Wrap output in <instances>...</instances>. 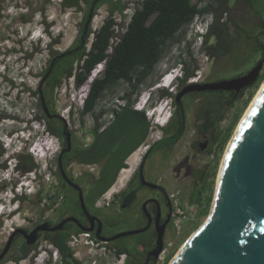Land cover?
<instances>
[{
    "label": "rangeland",
    "instance_id": "1",
    "mask_svg": "<svg viewBox=\"0 0 264 264\" xmlns=\"http://www.w3.org/2000/svg\"><path fill=\"white\" fill-rule=\"evenodd\" d=\"M62 1L63 0H0V136L3 137L4 134H9L8 136H10L13 133L16 135L20 132L27 134L30 132L35 136H40V139L47 140L45 141V145L49 148H53L51 150V159H40V162H36L34 159L35 166L32 171L36 172L38 179L34 181L33 188L28 187L25 191L23 189L26 193L22 195H25V197L23 199L19 198V201L16 202L18 203L19 211L11 215L15 210L14 206L5 210L10 216L6 220L1 219L0 250L5 245L8 236L17 227H30L31 224L35 222L39 213V207L36 204L39 196H35L34 193L39 187L37 181L44 178V181L42 180L43 182L39 187L42 192L40 194V202L42 205L49 202V193H51V185L45 177L49 175L52 179V176L56 173L55 167L57 164L54 158L60 149V139L56 134L48 132L46 128H44L46 119L40 108L39 96L34 91L39 86L41 91L45 92L46 96L43 100L44 104H47V110L50 108L52 111L50 112L51 120L57 123L60 129L65 125L79 145H86L92 141L93 128L96 125L102 127V125L110 119L113 114L112 103L117 98L121 97L125 91L129 90L131 86L130 83L126 81H120L111 86L99 97L93 112L85 114L82 113V108L84 99L88 93L82 100L84 89L75 87L73 77L64 78L60 86L50 92L49 86L44 79H42L43 73L52 58L51 52L47 49L50 40L56 39L57 41L52 44L54 53H63L72 46H77L79 44H83L86 49L88 48V45H85L83 41L80 43L78 40L84 5L75 9L73 6H64ZM128 1L131 2L124 6V11L128 9L131 11L137 6V1L139 2L140 0L102 1L100 5L96 7V12L89 28L90 32L98 29L101 22L109 13H113L119 18L122 3ZM192 1L197 2V0ZM229 3L230 0H203L199 2V6H209L211 11L205 13V15L216 16L220 14L221 11H225ZM245 5L246 6H243L242 12H246L248 15H246V18H241L243 19L241 24L245 29L253 25L250 31L252 34H256V30L261 29L257 28V26H264V0H253V2H246ZM221 17H224V15ZM235 20H238V23L241 21L239 17ZM42 21L45 25L48 23L47 27H42ZM224 27L227 30L230 41V50L228 53H221L214 49L208 50L205 48L204 44H202L198 51H196V47L188 50L187 43L184 44L183 41L179 43L178 49L181 50L184 61L188 63L195 61L196 70L194 76L199 74V76L202 77L207 76L210 79H215L231 76L233 74L245 73L258 61L264 51V29L260 36L251 37L245 34H243V36H236V32L232 29V25L228 23L225 24ZM184 31L185 30H183L180 35L181 39L186 38V32ZM41 35L43 37H41ZM89 37V40H91L92 34H90ZM194 40H196V37H194ZM214 42L215 38H210L207 45ZM175 44L176 41L167 44L162 51L161 58L166 55ZM196 45H199V43H196ZM35 47L39 50L34 51ZM257 47H259V51L256 50ZM26 50L28 53L32 52L31 56L28 57L24 55ZM203 50L206 51V53H202ZM209 51L211 53H209ZM211 56H214L215 59L213 65L211 64ZM161 65L162 62L157 63L153 73L141 82L137 90L131 95L132 106L137 101H140L141 96L144 94L151 97L150 102H148L145 108L146 110L154 109L152 117H155L156 122L153 123V119H151L149 122L151 128L148 130L149 135H152L151 138L153 139L161 132V130L156 127V123L163 125L168 118L169 111L173 109V97L161 96L160 89L165 88L172 94L175 93L180 86L179 81L173 89L171 88L172 75L161 80L166 73ZM190 66H192V64ZM220 70H224L223 73H219ZM263 82L264 66L260 71L258 79L252 85L245 88L241 97L236 99L230 106L226 104L222 105L220 110L221 116L216 126V139L211 145L210 152L202 153L193 149L190 147V140L187 138L176 143L169 149V169L166 173L168 188L170 192H177L179 203H189L188 196L192 188H195L196 184L191 181L190 178H184L183 180L181 177L177 178L171 171L172 167L183 162L184 165L190 166V170L192 171H194V169H205L204 171L208 172V167H204V165L210 163L212 166L210 175L205 177L206 188L202 190L201 193L202 201L198 206L194 205V210L196 211L195 215L185 222L182 230L178 234L175 230L170 232L167 255L157 264H169L183 243L206 219L212 205L216 180L225 150L240 120ZM159 83L162 86H160ZM226 96V94H208L204 95L203 98L207 102L212 101L215 103L218 100L225 99ZM195 98L196 97H192L190 100H187L188 110L192 111L198 108ZM137 119V115L131 114L128 117L122 116L117 119L116 126H129L130 124H134V126H137L135 129L139 130L142 128V124L139 123ZM38 126L40 127L38 128ZM137 130L135 132H137ZM189 132H192V130H189ZM136 136H138V134H133V138L130 137V135L127 137L125 135L123 138H128L129 141H124L123 144L127 145L133 143ZM100 137L99 135V139ZM23 140L24 139L19 138L14 147L18 149L20 146V153L32 154L27 148L29 144L24 146ZM113 147V149L117 147L121 149L122 144L118 141ZM7 150L5 142L0 140V163L4 162ZM142 150L143 148L133 154L136 159L139 158L138 156L141 154ZM42 153L44 155V151H42ZM132 157L130 159H132ZM4 164V166L2 165V167H0V175L3 172V168L7 166L6 163ZM66 167L70 169L69 172L71 175L77 176L79 179L82 174L92 175L97 172L96 166H87L79 161H73L67 164ZM17 171L19 175H26L24 179L29 177L27 172L21 169H17ZM20 181L21 178H18L16 182L12 180V184L15 185ZM7 183V181L0 182V190H5L7 187L2 188L1 186L7 185ZM207 200L208 204L205 206ZM48 207L49 205L46 204L44 211L48 210ZM47 214H49V211L46 212V215ZM10 228L14 230L8 233L7 231H10ZM22 242L23 239L21 237H14L9 251L5 257L0 260V264H43L44 257L48 255L44 250L49 247L43 239L38 246H29L26 248L28 253L27 256L18 261L15 260V257L21 253L20 248ZM78 249L79 254L75 257L79 260V264L120 263L113 257L112 253L106 250H104L105 254H100V251H102L101 249H94L95 251L93 250L92 252L98 253L88 256L83 246ZM94 259L96 262L93 261ZM49 261L51 262L50 264H59V262H53L51 259H49ZM45 264H47V262Z\"/></svg>",
    "mask_w": 264,
    "mask_h": 264
},
{
    "label": "flooded vegetation",
    "instance_id": "2",
    "mask_svg": "<svg viewBox=\"0 0 264 264\" xmlns=\"http://www.w3.org/2000/svg\"><path fill=\"white\" fill-rule=\"evenodd\" d=\"M102 1L106 2L108 0H78L77 6H73L77 9L84 5L79 34L82 32V40L85 45H88V51L92 47L94 37V31L90 32L89 28L95 15L96 7ZM242 1L230 0L224 12V17H221L216 22V16L211 15L212 23L216 27L225 21L229 25H232L236 36H243L245 34L246 36L258 37L263 33L264 26H257V28H261V31L256 30V34H252L250 28L253 25L245 29L241 24L243 21L241 18H246V15H248V13L242 12L243 6H246V2L243 3ZM129 2L131 1L122 3L120 16L123 17L125 9L123 6ZM89 14L91 18L86 24ZM238 17L241 20L240 23H238V20H235ZM110 20L112 21L111 26L114 28L113 34L116 35L112 39L116 37L118 39V35L121 34L117 29L119 19L113 13H109L101 22V25ZM233 21L236 23L234 26ZM90 34H92L91 40H89ZM112 50L113 47L110 44L106 51L111 53ZM202 53H206V51L203 50ZM263 56L264 51L258 60ZM211 60V64L213 65L215 61L214 56H211ZM100 72L101 70L97 71V77ZM231 77L226 76L210 79L207 76H199L196 81H190L188 78L184 83H180L178 90L172 93L173 109L171 110V114L168 115L164 123L165 125L159 123L156 125L161 132L155 139L151 138L152 135H149L148 130L151 126H149L150 121L147 117L146 122L148 123V127L145 132L143 125L139 130L135 128L130 130L128 134L130 137L133 134H138V136L133 140V143L123 144V147L129 148L140 140L136 144L135 150L138 151L141 148L143 150L138 156V161L131 173L110 194L107 193L108 188H105L107 184L106 180L100 175L104 162L99 168L98 174L95 176L82 174L79 179L77 176L70 174V169L66 165L73 161H79L81 156L80 152H83L90 143L79 145L72 133L64 125L58 131L60 136V149L54 158L57 166L55 167L56 173L54 177L56 183L54 184L53 193L50 195L49 202L41 205V188L35 190V196H39L36 203L39 207L38 216L30 227L22 228L30 232L38 225L43 223L47 225L44 226L45 228L37 231V237L31 244L26 243V238L22 233H16L15 238L19 236L23 239L21 247L23 245H26V248L29 246H38L43 239L49 246L44 251L51 256V260L53 262H59V264H64L58 244L66 241L67 246H69V238L74 234L78 235L80 240L89 239L96 241L100 245L99 247H103L104 250L112 253L113 257L120 262L119 264H157L160 260H163L168 252L169 234L172 230H175L173 226V211L174 203L178 201L177 192H170L168 188L166 175L169 169L168 151L173 145L187 138L190 140L189 145L193 149L202 153L210 152L211 145L216 139V110L213 107L214 103L212 101H205L203 96L208 94H226L228 96L232 95L231 93L234 91L195 90L185 93L179 103L176 100V94L188 83H205ZM238 93L235 92V95H238ZM192 97H196L195 101H197L198 108L191 111L187 109V100H190ZM114 102L112 103L113 114L110 118L114 115ZM110 121L109 119L107 122L110 123ZM107 122L102 125L101 129L105 128L106 124H108ZM136 130L137 132H135ZM189 130H192V132H189ZM67 131L70 132L71 140L69 150H65L67 146ZM124 141L129 140L128 138H124ZM146 144H148L147 147ZM200 145H203L204 148L200 149ZM129 155L121 161L125 166L128 165L127 158ZM205 166L208 167V172L204 171L205 169H194L192 171L190 170V166L184 165L183 162L172 167L171 171L177 178L181 177L182 180L184 178H190L191 181L195 182L196 186L194 189L192 188L188 196V202L191 205H199L197 198L201 197L202 190L206 188L205 177L210 175L212 165L208 163ZM0 167L2 166L0 165ZM111 175L107 177L110 179L113 176ZM88 180L91 182L89 186L85 183ZM192 199L194 201H191ZM46 204L49 207L48 210L44 211ZM47 211H49V214L46 215ZM127 231L136 232L116 236L121 232ZM84 233H87V237L83 236ZM101 237H104V239H101ZM158 245H160L159 251H157ZM20 254L22 255L23 253L21 252ZM69 260V257L65 259L68 262ZM93 261L96 262L95 259Z\"/></svg>",
    "mask_w": 264,
    "mask_h": 264
},
{
    "label": "trees",
    "instance_id": "3",
    "mask_svg": "<svg viewBox=\"0 0 264 264\" xmlns=\"http://www.w3.org/2000/svg\"><path fill=\"white\" fill-rule=\"evenodd\" d=\"M203 0H140L137 1V6L131 15L125 31L118 36V40L112 43V38L116 35L113 34L114 28L111 26L112 21H106L98 29L94 31V37L92 40V47L88 51L83 44L72 46L65 50L63 53H54L52 50V44L57 42L56 39H51L47 45V49L51 52L52 58L45 69L42 79L49 86L50 92L56 89L62 83L64 78L73 77L74 85L76 88H83L84 99L82 113L93 112L97 100L102 93L110 88L111 86L119 83L120 81H126L130 83L129 90L125 91L121 98L127 100V104L121 107L119 110H114L116 119L114 123L106 130L101 129L100 125H96L92 131V141L88 147L80 152L81 156L79 162L82 164H94L99 163L106 155L114 154L113 146L118 142L124 134L130 130V128H136L134 124L116 126L118 118L129 115H137L139 123L143 125L144 132L147 130L148 123L146 122L145 111L136 110L133 108L131 103V95L137 90L139 84L143 82L150 74L153 73L155 66L161 58L162 51L167 44L170 42H181V33L183 30L186 32L187 26L191 23L195 15L205 14L210 12L209 6L201 7L199 2ZM244 2H253V0H243ZM64 6H77L78 0H63ZM125 6V5H124ZM123 6V8H124ZM122 8V10H123ZM225 11H221L217 14L215 21L224 15ZM233 25L236 24L234 21ZM227 24L225 21L220 25L214 27L212 23L203 36V44L208 50H216L218 52H229L230 41L228 33L224 25ZM83 29V28H82ZM82 32L79 34L78 40L80 43ZM210 38H215V42L207 45ZM175 40V41H174ZM112 44L113 50L108 53L106 50L109 45ZM191 44L188 43L187 49L191 50ZM39 49H34L37 51ZM259 51V47L256 48ZM209 53H211L209 51ZM26 50L25 56H31ZM105 61V66L97 65ZM194 62V63H193ZM185 62L184 77L180 79V83H184L185 80L194 76L196 70L195 61ZM52 63V65H51ZM192 64V66H190ZM51 65V66H50ZM97 65V66H96ZM98 70L102 72L97 77L96 73ZM224 70H220L219 73H223ZM233 74L232 77L241 75ZM94 79V80H93ZM93 80V82H92ZM92 82V84H91ZM245 88L241 89L238 95H235V91L232 95H228L226 99L218 100L213 104L216 110V121L220 119V110L223 104L231 105L236 99L242 96ZM39 96L40 108L46 119L44 128L48 132H52L60 138L58 131L60 127L57 123H54L51 119L50 108L45 111L46 105H43L42 100L46 94L41 91L40 87L34 91ZM160 95L163 97H171L172 94L165 88L160 89ZM213 111V110H212ZM212 114V112H211ZM99 135L101 136L99 139ZM225 139V138H224ZM137 145L133 146L131 151L135 150ZM117 151V148H115ZM18 163L16 168L21 169L24 172H30L34 169L35 163L34 158L30 153H19ZM5 162L0 165L4 166ZM122 162L119 163L118 169L123 167ZM117 169V170H118ZM100 175L105 177V171L101 172ZM115 176V175H114ZM109 184V183H108ZM108 184L106 186H108ZM6 188V185L1 186ZM25 195L19 196L23 199ZM191 201H194L193 199ZM197 201L201 203V197L197 198ZM208 200L206 201V205ZM2 220L0 219V225ZM60 252L62 254L64 264H79V260L74 256L73 250L67 246L66 241L58 244ZM22 255L19 254L15 257L18 261L21 258L27 256L26 245L20 248ZM70 258L69 262L65 261L66 258ZM51 262L48 261L47 264Z\"/></svg>",
    "mask_w": 264,
    "mask_h": 264
},
{
    "label": "water",
    "instance_id": "4",
    "mask_svg": "<svg viewBox=\"0 0 264 264\" xmlns=\"http://www.w3.org/2000/svg\"><path fill=\"white\" fill-rule=\"evenodd\" d=\"M90 18L89 14L86 24ZM263 60L264 56L238 76L188 83L176 94V100L179 103L185 93L195 90H234L238 93L258 79ZM42 103L45 105L44 100ZM66 145L65 150H69V131L66 132ZM203 148L200 145V149ZM45 225H38L30 232L17 227L0 250V260L9 251L16 233H22L26 243L31 244L37 231ZM133 232L136 231L121 232L116 236ZM159 250L160 245L157 246ZM169 264H264V87L226 151L207 218L183 243Z\"/></svg>",
    "mask_w": 264,
    "mask_h": 264
},
{
    "label": "clouds",
    "instance_id": "5",
    "mask_svg": "<svg viewBox=\"0 0 264 264\" xmlns=\"http://www.w3.org/2000/svg\"><path fill=\"white\" fill-rule=\"evenodd\" d=\"M202 20H204V22L207 24L208 29L212 23V16L211 15H205L202 14L201 15ZM51 22V21H50ZM191 24V23H190ZM190 24L187 26V31H186V38H184L182 41L184 42V44L190 43L191 44V48L193 49L196 45L195 40H194V33L190 27ZM48 25V23H47ZM47 25H45V23L42 21V27L45 28L47 27ZM124 26V20L120 19L119 20V29L120 32L123 29ZM123 33V32H121ZM42 36V35H41ZM43 37V36H42ZM114 39H112V43H113ZM180 42H176L175 45H173L172 49L166 54L164 55L162 58H160L159 62H162V68L168 72V75H172V84H171V88L173 89L177 83L180 81V79H182L184 77V58L182 56L181 50L178 49V45ZM199 49H196V51H198ZM105 61H102L101 63L97 64V65H104ZM96 65V66H97ZM160 89V88H159ZM151 97L149 95H147V97L145 98L143 105H144V109L146 110V105L148 104V102H150ZM149 109V108H148ZM40 126H38L39 128ZM28 132V131H27ZM9 134H4V136H0V140L5 142V146L8 149L5 153V160L4 162L7 164V166L5 168H3V171L5 173H7V178H9V180H13V181H17L18 178H21V186L22 189H24V191L26 189L29 188H33L34 187V181L36 180L34 176L30 175L29 173L32 172H27L28 173V178L24 179L26 177V175L22 174L19 175L18 171H17V155L21 152V148L20 146L18 147V149H16V142H18V139L22 138L23 140V145H27L29 144V146L27 147L28 150L33 154H31L33 156V158L36 160V162H40V159H44V160H49L51 159V150L53 148H49L48 146L45 145V141L47 140H43L40 139V136H35L34 134H31L30 132H28L27 134L20 132L19 134L17 133L16 135H14V133L10 136H8ZM22 141V140H20ZM29 142V143H27ZM30 148H32V151L30 150ZM42 151H44V155L42 153ZM14 185V184H13ZM6 189L9 190L11 192V196H9V200L7 201L8 207H15V210L11 213V215H14L16 212H18V203H16L17 201H19V196L17 193H15L14 188L11 186H7L6 185ZM5 189V190H6ZM2 190V191H5ZM0 199L3 201H6V196H0ZM86 240H84L83 242V247L85 248L87 255H95L98 252H92V251H87V246H86ZM49 259H51V256L48 254L46 255V257H44L43 259V264H45L46 262L49 261Z\"/></svg>",
    "mask_w": 264,
    "mask_h": 264
},
{
    "label": "built area",
    "instance_id": "6",
    "mask_svg": "<svg viewBox=\"0 0 264 264\" xmlns=\"http://www.w3.org/2000/svg\"><path fill=\"white\" fill-rule=\"evenodd\" d=\"M133 10H134V8L131 11H130V9L124 11L123 17L120 16L118 18L119 20L120 19L124 20V26H123V29L121 30V32L125 31L127 24L129 22V20L131 19V15H132ZM190 27L194 33V36L196 37L195 43H199V45H195V47H196V49H199L203 44L202 38L206 34V32L208 31V26L204 22V20H202L201 15L197 14V15H195V17L191 21ZM117 29H118V31H120L119 26L117 27ZM117 40L118 39L116 37L114 39L113 43H115ZM167 76H168V74L165 73L161 80H164ZM198 77H199V74L193 76L189 80L190 81H196ZM159 85H160V83H159ZM160 86H162V85H160ZM146 95L147 94L142 95L141 100L137 101L133 105V108L136 110L145 111V115L148 118V120L150 121L151 119H153L152 122L155 123L156 119H155V117H152L153 113H154V109H149V110L144 109L143 102H144L145 98L147 97ZM126 104H127V100L125 98L119 97L114 102V108L119 110L121 107L125 106ZM169 114H171V110L169 111ZM147 146H148V144H146V147ZM29 174L34 176L36 180L38 179L35 171H32ZM45 179L47 181H49V184L51 185V193H49L51 195L53 193L54 184L56 183L55 177L53 175L52 179H51V177L49 175H47L45 177ZM42 180L44 181V178L43 179L41 178V180L37 181L39 187H40V184H42V182H43ZM3 181H7L8 182L7 186H9V187L12 186L14 188L15 193H17L18 195H22L23 193H26L22 189L21 182L13 185L12 180L11 179L9 180V178H7V173H5L4 171L0 175V182H3ZM11 195H12L11 192L7 189L5 191L0 190V196H6V201H3L0 199V219L6 220L10 216V215H8L7 212H5V210L10 208V207H8L7 201L9 200V196H11ZM174 204L175 205H174V211H173V226L176 230V233H179L182 230L185 222L188 219H190V217H193L195 215L196 211L194 210L195 206L191 205L189 203L188 204L190 206L188 204L179 203L178 201H175ZM186 205H187V207H186ZM13 230H14L13 228H10V231H7V232L10 233ZM83 236L87 237V233H84ZM83 242H84V240H80L78 235L72 234L70 236L69 241H68V245H69V248H71V250H73L74 256L79 254L78 248H80L83 245ZM85 242H86V246H87V251H93L94 249L95 250L101 249L102 251H100V254H105L104 248L99 247L100 245H98L96 243V241H91L88 239Z\"/></svg>",
    "mask_w": 264,
    "mask_h": 264
},
{
    "label": "crops",
    "instance_id": "7",
    "mask_svg": "<svg viewBox=\"0 0 264 264\" xmlns=\"http://www.w3.org/2000/svg\"><path fill=\"white\" fill-rule=\"evenodd\" d=\"M116 116H112V118H110V123L106 124L104 130H106L107 128H109L115 121ZM130 130H132V128H130ZM130 130L128 129V131L126 132V134H124V136L128 135ZM124 136H122V138H120L118 141L120 144H122V148L119 149L117 147V151H115V149H113L114 154L112 155V153L110 155H106L99 163H94V164H85L87 166L90 165H94L97 167V172L93 173L92 175H97L99 168L101 167L102 163L104 162V166H102V170L101 172L105 171V177L103 178L104 180H106L108 186H105V188L107 190V193L110 194L113 190H115L118 186V184L129 174L131 173L132 169L134 168L136 162L138 161V158L136 159L135 154L137 152V150L131 151L132 147L135 146L137 143H139V141H137L133 146H130L129 148H124L123 147V140H124ZM132 152L130 155L129 153ZM129 157L127 158V162L128 165L123 166L121 168L118 169V165L119 163L126 158V156ZM133 156V157H132ZM130 157H132V159H130ZM136 160V161H135ZM118 169V170H117ZM119 171V172H118ZM118 173V174H117ZM113 176H112V175ZM89 175V174H88ZM111 175L112 177H110V179L107 177ZM115 175V176H114ZM108 178V179H107ZM121 180V181H118ZM119 182V183H118ZM87 184V186H89V184L91 183L89 180L85 182ZM106 184V185H107Z\"/></svg>",
    "mask_w": 264,
    "mask_h": 264
},
{
    "label": "bare ground",
    "instance_id": "8",
    "mask_svg": "<svg viewBox=\"0 0 264 264\" xmlns=\"http://www.w3.org/2000/svg\"><path fill=\"white\" fill-rule=\"evenodd\" d=\"M166 74H168L167 71H166ZM168 76H169V75H168ZM263 87H264V82L262 83L260 89L258 90V92L256 93V95L254 96V98H253V100L251 101L250 105L248 106V108H247L246 112L244 113L242 119L240 120V122H239V124H238V126H237V128H236V130H235V132H234V134H233V136H232V138L230 139V141H229V143H228V146H227V148H226V150H225L224 156H223V158H222V161H221V164H220V169H221V166H222L223 159H224V157H225L226 151H227V149H228V147H229V145H230V143H231V141H232V139H233V137H234V135H235L237 129L239 128L240 124L242 123L243 119H244L245 116L247 115L248 111L250 110L251 106L253 105L254 101L256 100L257 96L259 95V93H260V91L263 89ZM152 109H153V108H152ZM220 169H219L218 176H217V180H216V187H217V183H218V179H219ZM118 181H121V180H118ZM118 183H119V182H118ZM216 187H215V192H216ZM215 192H214V195H215ZM212 203H213V200H212ZM211 206H212V205H211ZM210 209H211V208H210ZM207 216H208V215H207ZM206 218H207V217H206Z\"/></svg>",
    "mask_w": 264,
    "mask_h": 264
}]
</instances>
